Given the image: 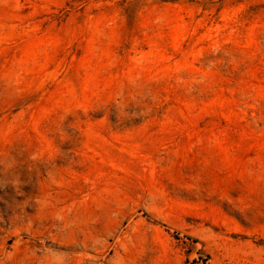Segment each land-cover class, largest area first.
<instances>
[{
  "label": "rangeland",
  "instance_id": "obj_1",
  "mask_svg": "<svg viewBox=\"0 0 264 264\" xmlns=\"http://www.w3.org/2000/svg\"><path fill=\"white\" fill-rule=\"evenodd\" d=\"M0 264H264V0H0Z\"/></svg>",
  "mask_w": 264,
  "mask_h": 264
}]
</instances>
